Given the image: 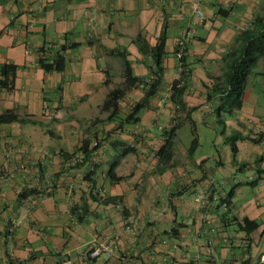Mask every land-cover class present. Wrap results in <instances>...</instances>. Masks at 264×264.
I'll return each mask as SVG.
<instances>
[{
	"label": "crops",
	"instance_id": "obj_1",
	"mask_svg": "<svg viewBox=\"0 0 264 264\" xmlns=\"http://www.w3.org/2000/svg\"><path fill=\"white\" fill-rule=\"evenodd\" d=\"M260 16L264 0H0V64L17 66L13 88L0 87V113L22 118L0 124V264H260L264 56L248 77L242 107L222 116L224 123L215 113L218 97L206 100V85L222 76L227 53ZM192 24L183 63L176 43ZM163 35L167 53L157 94L139 121H121L145 93L143 84L131 86L119 119L108 120L102 106L124 85L126 60L133 76H154L152 55L137 39L153 47ZM71 43L79 45L63 50ZM58 52L66 57L63 71L44 70L40 58L53 61ZM180 66L189 72L182 106L170 100ZM199 119L228 145L222 178L221 154L212 157L214 171L209 156L194 158L179 137L195 124L200 139ZM175 124L168 159L158 150L163 130ZM234 130L246 136L236 153L225 141ZM84 139L98 148L70 164L65 153ZM127 147L134 151L121 154ZM115 161L120 180L109 175ZM244 217L259 224L251 237L233 220ZM102 239L114 244L112 257L90 255Z\"/></svg>",
	"mask_w": 264,
	"mask_h": 264
},
{
	"label": "trees",
	"instance_id": "obj_2",
	"mask_svg": "<svg viewBox=\"0 0 264 264\" xmlns=\"http://www.w3.org/2000/svg\"><path fill=\"white\" fill-rule=\"evenodd\" d=\"M239 39V46L227 53L226 69L223 72L222 76H216L214 78V81L212 82L213 84L210 89L206 85V100L210 101L218 97L219 104L215 111L218 123L223 122L222 116L233 115L234 111L242 107L248 77L252 72V68L257 63L258 59L264 56V16L256 18L251 28H248L240 33ZM137 40L140 50L145 54L150 53L152 55L151 69L154 76H152L148 80H144L140 76H133L132 68L129 62L126 60V76H124V85L122 87H116L112 89L108 93L102 106V109L108 112V120L119 119L120 101L124 98L127 90L131 86L143 84L145 88L144 96L133 106L132 110L126 115V117L124 119H121V121H139V113L148 105L150 98L154 97L157 94L162 84V73L164 69L163 62L167 53L165 48V35L160 37L159 42L153 47H150L145 42H140V39ZM77 45H79V43H71L67 45L65 44L63 45V50H66L70 47H75ZM181 61L184 63V58H182ZM65 62L66 57L64 53L60 52L56 54L53 61H49L47 58L43 57L40 58V65L46 71H63L65 67ZM16 70L17 66L15 64H0V87H4L7 89L13 88ZM188 73L189 72H187V70L183 69L179 78L183 79L184 83L180 86L172 85L171 87L170 100L173 101L176 105L182 106V104L184 103V92L189 82ZM194 109H196V107L190 108L189 111H192ZM16 120H22V118H20L13 111L6 110L3 113H0V124L9 123ZM178 127V124H175L163 130V135H165L166 139L158 150V154L160 156L168 154V159L171 157L173 139L176 136V130ZM222 133L224 134L225 130ZM192 134L193 138L191 141V145L188 149L190 154H192L194 150L199 146V136L195 124L192 127ZM240 139H246V136H244L239 130H234L233 132L225 136L226 143H230L234 153L237 152L236 143ZM97 148L98 142L91 145V141L89 139H84L82 144L75 151L71 153L66 152L65 156L67 159L70 160V158L76 153L83 152L84 159L81 162L75 164L79 165L87 158H89L92 152L95 151ZM130 151H134V148L127 147L122 151L121 154H125ZM115 163L116 161L110 166L109 175L113 180H120L122 179L120 176L118 177L114 175V168L116 165ZM242 166H245V164H243ZM89 174H93V171L91 170ZM258 181L259 178L250 181L249 184L255 186ZM233 191L234 189L232 188L227 193L226 197L223 199L227 206L231 202V196L233 194ZM233 220L239 222V224L241 225L240 229L243 230L249 237H251L252 233L259 227V224L255 220L250 219L248 217H244L243 219L234 218Z\"/></svg>",
	"mask_w": 264,
	"mask_h": 264
},
{
	"label": "rangeland",
	"instance_id": "obj_3",
	"mask_svg": "<svg viewBox=\"0 0 264 264\" xmlns=\"http://www.w3.org/2000/svg\"><path fill=\"white\" fill-rule=\"evenodd\" d=\"M144 113V112H143ZM230 116V115H228ZM199 123V135H200V139H199V146L194 150V152L192 153V156L194 158H199L202 155H206L209 156V160H208V164L209 167H213L212 170L215 171V160H213V155L221 154V156L223 157V160L225 162V168L223 170H220L219 172V178H222V175L228 174V145L224 143V138H222V135L217 132L215 129L210 128L208 126H206L203 122L202 119L198 120ZM192 130H191V125H187L185 127H183L180 132H179V137L181 138V140L185 143H187V147L189 148L191 145V141H192ZM257 175V174H256ZM255 175V176H256ZM257 179V178H256ZM264 183H262L263 185ZM233 228H235L233 226Z\"/></svg>",
	"mask_w": 264,
	"mask_h": 264
},
{
	"label": "built area",
	"instance_id": "obj_4",
	"mask_svg": "<svg viewBox=\"0 0 264 264\" xmlns=\"http://www.w3.org/2000/svg\"><path fill=\"white\" fill-rule=\"evenodd\" d=\"M192 11L194 15L199 19L203 20L204 19V12L203 10L199 7L197 3L192 4ZM195 29L196 25L192 24L178 39L176 43V49H175V55L176 57L181 60L184 58L186 52H187V46L190 41V39L194 36L195 34ZM26 52H29V49L26 50ZM187 70L183 66H180V70ZM180 77V76H179ZM184 83V80L181 78H178L177 82H175L173 85L180 86ZM166 100L165 97L160 99V103L163 104L164 101ZM162 125H159V128L162 129ZM84 159V153L83 152H78L74 156H72L69 160L70 164H76L81 162ZM45 178L48 177V174H44ZM15 228V224L13 223L10 231H12ZM115 251V246L111 242H108L107 240H100L98 241L97 245L90 251V255L92 257H96L100 255L102 252H104L108 257H112L114 255ZM260 262L264 263V251L261 254L260 257Z\"/></svg>",
	"mask_w": 264,
	"mask_h": 264
}]
</instances>
